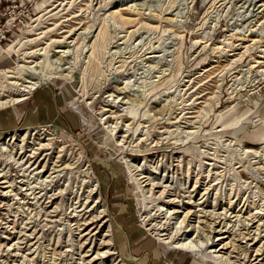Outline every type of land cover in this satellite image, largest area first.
<instances>
[{"label": "rangeland", "instance_id": "1", "mask_svg": "<svg viewBox=\"0 0 264 264\" xmlns=\"http://www.w3.org/2000/svg\"><path fill=\"white\" fill-rule=\"evenodd\" d=\"M0 54L39 85L0 110V264H264V0H0Z\"/></svg>", "mask_w": 264, "mask_h": 264}, {"label": "bare ground", "instance_id": "2", "mask_svg": "<svg viewBox=\"0 0 264 264\" xmlns=\"http://www.w3.org/2000/svg\"><path fill=\"white\" fill-rule=\"evenodd\" d=\"M54 43H55V41H54ZM55 53H60V51H57ZM35 55H36V52L29 53V55L27 54V56H31V57L35 56ZM6 74H7L6 78L9 79V81L7 80L8 84L11 86V88L6 89V90L0 88V110H2L3 108L5 109L6 107L13 106V105H18V104L26 101L29 97V94H31L32 91L35 90L39 86L36 82L26 80L24 82H26V84H28V85L26 87H21L23 89H19L18 87H20L22 85L18 84V82H15L14 80H12L13 78L19 79L18 77L15 76L16 73L14 71H6ZM178 233H180V234H178ZM186 233H187V230L185 228L178 230L175 233V235L172 237L173 242L176 240L177 241L180 240ZM174 248L179 249V250H187V251L193 250V249L191 250V247L186 245V243H182V242H181V244L176 245ZM246 262L249 263V261H246ZM254 264H258V262L254 263Z\"/></svg>", "mask_w": 264, "mask_h": 264}, {"label": "crops", "instance_id": "3", "mask_svg": "<svg viewBox=\"0 0 264 264\" xmlns=\"http://www.w3.org/2000/svg\"><path fill=\"white\" fill-rule=\"evenodd\" d=\"M1 56V54H0ZM1 58V57H0ZM0 115L3 116V119H8L9 118H12L13 115L11 114V112L8 113V111H0Z\"/></svg>", "mask_w": 264, "mask_h": 264}]
</instances>
